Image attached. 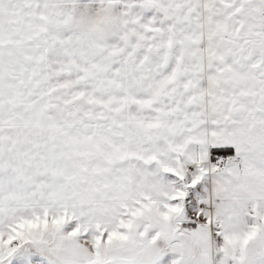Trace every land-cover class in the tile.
I'll use <instances>...</instances> for the list:
<instances>
[{"label": "snow or ice", "instance_id": "obj_1", "mask_svg": "<svg viewBox=\"0 0 264 264\" xmlns=\"http://www.w3.org/2000/svg\"><path fill=\"white\" fill-rule=\"evenodd\" d=\"M0 264H264V0H0Z\"/></svg>", "mask_w": 264, "mask_h": 264}]
</instances>
